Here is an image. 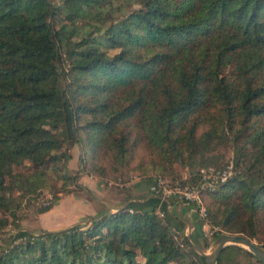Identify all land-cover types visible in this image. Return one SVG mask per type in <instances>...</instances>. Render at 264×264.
<instances>
[{
	"label": "trees",
	"instance_id": "16d2710c",
	"mask_svg": "<svg viewBox=\"0 0 264 264\" xmlns=\"http://www.w3.org/2000/svg\"><path fill=\"white\" fill-rule=\"evenodd\" d=\"M75 144L88 173L144 190L23 228L40 190L38 213L69 190ZM158 176L197 188L204 214ZM204 224L264 247V0H0V264H206ZM216 264L264 263L230 243Z\"/></svg>",
	"mask_w": 264,
	"mask_h": 264
},
{
	"label": "rangeland",
	"instance_id": "374dc122",
	"mask_svg": "<svg viewBox=\"0 0 264 264\" xmlns=\"http://www.w3.org/2000/svg\"><path fill=\"white\" fill-rule=\"evenodd\" d=\"M71 156L66 165V171L74 176L73 180L70 181L67 192H59V197L55 200L52 207L45 211L38 213L35 206L41 204H49L54 200V194L51 190L43 188L38 194L31 199L33 205L24 206L22 218L20 224L23 228L38 232L42 229H59L67 226H71L76 222L87 221L91 216L97 215L105 206L109 207V211H116L114 205L123 200L126 192L123 188L129 187L131 193L141 192L144 190L145 185L140 182L137 183L140 175L138 172L131 173L126 179H109L107 182L104 179L97 177L87 172V169L83 168L80 162L81 148L78 145H73L70 148ZM233 153L231 145L221 147L218 150L217 155L220 156L219 160L222 163L228 161ZM228 164L226 174L231 172L230 165ZM207 170L211 169V174L206 172L203 177L207 178L212 175L214 166L201 167ZM189 173L187 168L182 170V176L186 177ZM226 176V175H225ZM224 175L222 178L225 177ZM161 178L170 192H176L175 189L184 190L186 187L192 188L189 185L181 186L177 181L174 183L166 176H158ZM207 184V182H204ZM197 189V188H196ZM198 190V189H197ZM169 192V193H170ZM182 198L180 192H177ZM199 193V190H198ZM200 201H197L199 206V212L205 210L204 201L199 193ZM165 197V196H164ZM185 204V203H182ZM181 204V205H182ZM181 205H177V212L181 213ZM191 208L185 212V215L189 216ZM203 229L209 239H211L212 227L204 224ZM215 239V238H214ZM214 239H211L210 245L204 252H209L211 244ZM255 241V240H254ZM256 242V241H255Z\"/></svg>",
	"mask_w": 264,
	"mask_h": 264
},
{
	"label": "water",
	"instance_id": "95a60500",
	"mask_svg": "<svg viewBox=\"0 0 264 264\" xmlns=\"http://www.w3.org/2000/svg\"><path fill=\"white\" fill-rule=\"evenodd\" d=\"M230 243H237L244 246L264 263V247L241 233L222 232L213 240L209 252H199L205 256L206 264H216L222 248Z\"/></svg>",
	"mask_w": 264,
	"mask_h": 264
},
{
	"label": "built area",
	"instance_id": "2783aa9c",
	"mask_svg": "<svg viewBox=\"0 0 264 264\" xmlns=\"http://www.w3.org/2000/svg\"><path fill=\"white\" fill-rule=\"evenodd\" d=\"M206 172H209L210 174L212 173L211 172V169L207 170L205 168H200V173L202 175H204ZM225 176V171L222 173V176ZM211 176V175H210ZM209 176V177H210ZM151 190H153L154 192H160L161 194V197H164L166 195H169L171 193H177V192H180L182 193L181 196H182V201L183 203H188L189 201L191 200H196V201H200V196H199V193H198V190L195 188V187H192V188H188L186 187L184 190H180L178 188L175 189L176 192H170V190L168 188H166L163 180L161 178H157L156 179V182L155 184H153L151 187ZM170 192V193H169ZM201 214H204V210L202 211L201 210ZM212 232L217 229L216 227L212 228ZM206 234V233H205ZM212 234V233H211Z\"/></svg>",
	"mask_w": 264,
	"mask_h": 264
}]
</instances>
